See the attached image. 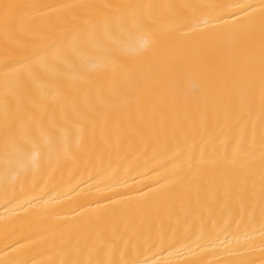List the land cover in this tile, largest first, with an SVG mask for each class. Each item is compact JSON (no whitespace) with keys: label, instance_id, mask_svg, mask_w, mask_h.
<instances>
[{"label":"bare ground","instance_id":"bare-ground-1","mask_svg":"<svg viewBox=\"0 0 264 264\" xmlns=\"http://www.w3.org/2000/svg\"><path fill=\"white\" fill-rule=\"evenodd\" d=\"M0 264H264V0H0Z\"/></svg>","mask_w":264,"mask_h":264}]
</instances>
